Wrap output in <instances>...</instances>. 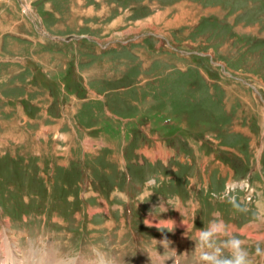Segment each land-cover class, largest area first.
I'll list each match as a JSON object with an SVG mask.
<instances>
[{
  "label": "rangeland",
  "instance_id": "374dc122",
  "mask_svg": "<svg viewBox=\"0 0 264 264\" xmlns=\"http://www.w3.org/2000/svg\"><path fill=\"white\" fill-rule=\"evenodd\" d=\"M0 7L1 25L34 37L39 15L59 21L56 63L0 57V240L28 231L16 243L34 250L4 261L197 264L190 237L216 213L256 224L233 235L264 264V0ZM38 48L21 52L46 59ZM168 221L175 250L154 239Z\"/></svg>",
  "mask_w": 264,
  "mask_h": 264
},
{
  "label": "clouds",
  "instance_id": "9594fccd",
  "mask_svg": "<svg viewBox=\"0 0 264 264\" xmlns=\"http://www.w3.org/2000/svg\"><path fill=\"white\" fill-rule=\"evenodd\" d=\"M225 199L233 203L234 207H238L234 203V197L229 196ZM192 227L195 228L193 224ZM190 238L195 242L193 252L197 264H254L245 246V240L228 232L223 219L216 213L212 214L206 226L195 228ZM255 251L259 254L261 248L257 246Z\"/></svg>",
  "mask_w": 264,
  "mask_h": 264
},
{
  "label": "crops",
  "instance_id": "0c3cea01",
  "mask_svg": "<svg viewBox=\"0 0 264 264\" xmlns=\"http://www.w3.org/2000/svg\"><path fill=\"white\" fill-rule=\"evenodd\" d=\"M32 0H30L31 2ZM37 0H34V3H36ZM40 0H38L39 2ZM46 3L49 4L50 7H46L48 9L52 10L53 15L58 14L59 13V0H44ZM3 4V3H2ZM51 4V5H50ZM39 5V3H38ZM46 5V4H45ZM47 6V5H46ZM35 13L38 15V10L35 7ZM45 9V10H48ZM1 10V7H0ZM44 10V11H45ZM50 10V11H51ZM55 18V16H54ZM39 21L38 22H34L35 25H39L41 31L39 33H36L35 30H38L37 27H31L30 29H34V32L39 36V37H34L33 35H30V33L28 32V34L19 32V30H21L23 27H14V24L11 23V26L13 28H8L5 27L3 25H1L0 23V57L3 56H9V55H16V56H21L22 57H32V61H38L41 62V64H50L47 60H51L56 57L54 59L55 63L57 61V58L59 59V50L56 49L55 43L59 41V21L56 20L49 23L48 25H44L43 21L39 15ZM30 26V25H29ZM43 27V28H42ZM47 31L49 32L47 35L46 33H44L43 31ZM56 31V32H50V31ZM55 37V38H53ZM18 38V39H17ZM42 38H45L42 39ZM23 39V40H20ZM55 39V40H53ZM57 39V40H56ZM39 42V46L40 48H38V50L42 51L44 56L46 57V59H38L36 55H32L30 53H25V52H21L22 50H26L27 47H32L35 44V41ZM45 43L48 45V47L45 46ZM8 55H6V53H8ZM52 68H57V66L51 65ZM58 70V69H57ZM164 245V243H162ZM167 246L169 248H173L170 247V245L167 244Z\"/></svg>",
  "mask_w": 264,
  "mask_h": 264
},
{
  "label": "flooded vegetation",
  "instance_id": "af4514ba",
  "mask_svg": "<svg viewBox=\"0 0 264 264\" xmlns=\"http://www.w3.org/2000/svg\"><path fill=\"white\" fill-rule=\"evenodd\" d=\"M122 42H125V41H122Z\"/></svg>",
  "mask_w": 264,
  "mask_h": 264
},
{
  "label": "bare ground",
  "instance_id": "6f19581e",
  "mask_svg": "<svg viewBox=\"0 0 264 264\" xmlns=\"http://www.w3.org/2000/svg\"><path fill=\"white\" fill-rule=\"evenodd\" d=\"M57 264V263H56Z\"/></svg>",
  "mask_w": 264,
  "mask_h": 264
}]
</instances>
